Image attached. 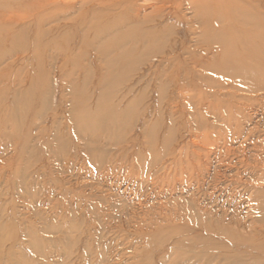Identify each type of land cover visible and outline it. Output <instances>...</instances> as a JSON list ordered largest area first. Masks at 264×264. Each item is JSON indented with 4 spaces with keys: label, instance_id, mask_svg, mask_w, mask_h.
Returning a JSON list of instances; mask_svg holds the SVG:
<instances>
[{
    "label": "rangeland",
    "instance_id": "374dc122",
    "mask_svg": "<svg viewBox=\"0 0 264 264\" xmlns=\"http://www.w3.org/2000/svg\"><path fill=\"white\" fill-rule=\"evenodd\" d=\"M6 1L0 264H181L209 253L198 240L220 251L211 240L220 231L240 241L227 248L264 254V88L245 93L212 84L227 81L216 72L198 77L190 56L217 45L197 40L186 0ZM141 7L139 29L163 33L156 55L149 34L127 24ZM123 31L133 57L122 70L109 64ZM106 79H116L112 107H135L126 129L95 139L70 113L77 96L94 106ZM34 89L41 103H23Z\"/></svg>",
    "mask_w": 264,
    "mask_h": 264
},
{
    "label": "bare ground",
    "instance_id": "6f19581e",
    "mask_svg": "<svg viewBox=\"0 0 264 264\" xmlns=\"http://www.w3.org/2000/svg\"><path fill=\"white\" fill-rule=\"evenodd\" d=\"M186 1L191 6L192 11H193L194 21L196 22V24L199 26V29L201 30L197 40L199 42L202 41V43L204 44L210 43V44L217 45L215 49L208 48L204 50V53L202 55H199V56L191 55L190 56V58L193 60V66L200 70L201 74L198 77L202 80H205L204 79V76L206 75L205 73H207L208 71L213 72V73L216 72L217 74H221V76L226 77L227 81L230 79H234L233 81L230 80L228 82L219 80L217 82L214 81L213 83V81H211V83L216 85L217 87L230 88V89L245 92V93H257L260 90H262L264 88V86H262L263 85L262 78L264 77V0H186ZM0 4L5 5L6 8H9L11 6V4H9V2L6 0H0ZM38 8H39V5H38ZM141 9H143V7L137 8L135 10V19L133 18L129 23H127L131 26V28H134L135 31L136 29H138L140 32L142 31L139 28L142 26V23H143L142 20H138ZM5 14L0 13V23L7 19ZM112 14H113V11H112ZM133 34H136V33H133ZM146 34L147 35L149 34L148 38L150 40V48H151V51H153L151 52V54L156 55L160 53L161 51L160 47L164 44V41H162L163 33H160V32L156 33L153 31V29H151L149 31L143 30V32L139 36L142 35L143 37H145ZM131 35H132L131 31H128V32L123 31V32L118 33L116 42H115V44L117 45L116 48L118 49V55L113 60H111L109 65H112L114 67L118 66L120 67V69L123 70L124 66H126V64L124 63H127L128 60L132 59L133 51L131 49L125 48V42L131 37ZM50 44L52 43H49V45ZM150 48H148V50ZM105 51H107V49H105ZM22 52L24 55V51ZM14 56L17 57L18 55L17 56L14 55ZM13 75H14V72H13ZM38 75L40 76V74ZM103 76H104V73H103ZM5 77H8V76H5ZM112 80L106 79V80L101 81L100 84L103 87V92L100 94V98L98 102L94 104V106L85 105V100H86L85 97L77 96L75 98L73 113L69 112L73 118V121L76 123V125L79 126L77 129L82 132L88 131L89 133L93 135V137L96 136L94 137L95 139L98 138L97 137L98 132L101 130H110V129L118 130L120 129V127L123 129H126L127 123L129 122V120L131 119L133 115V109L135 107V104L120 106L121 101H118L113 105V107L111 106L110 99H111L112 93H114L113 85H115L116 79H112ZM21 101L23 103L24 101H29V102H32L33 104L41 103V95L35 94V89H34V94L25 96V98H23ZM211 107L212 109L210 110H212L213 112H210V113L215 115V110H214L215 104L213 102H212ZM72 128H74V126ZM152 132L153 131H151V133ZM77 136L81 137L80 135H77ZM210 145L216 146L217 143L216 145L210 143ZM207 227H205V229L208 231ZM203 233L206 234L205 232ZM215 235L217 236L216 240H215V237H216ZM234 237L235 235L233 236L232 234H230V238L232 239V241H235ZM230 238H227L226 236H224L221 231L217 234L211 235V240L213 239V241L219 243L218 245L221 247L219 248L220 251L215 248L214 243H207L206 240H203V239L200 241L199 240L196 241L195 242L196 244L194 243L195 244L194 247L196 246L197 248H200V249H207L209 253L202 252V254H197L196 256L192 258L191 261L190 259H185L184 256H181L180 258L182 259L184 258L183 259L184 261L182 260L183 262L181 264H264V254L261 256H256L255 248L251 247V248L242 249L240 248L241 245L235 246V245H238L239 243H235L234 246L227 248L226 243H228L227 241ZM236 241L240 242L238 238H236Z\"/></svg>",
    "mask_w": 264,
    "mask_h": 264
}]
</instances>
